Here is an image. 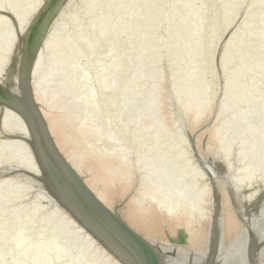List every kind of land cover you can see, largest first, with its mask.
Instances as JSON below:
<instances>
[{"label":"bare ground","instance_id":"obj_1","mask_svg":"<svg viewBox=\"0 0 264 264\" xmlns=\"http://www.w3.org/2000/svg\"><path fill=\"white\" fill-rule=\"evenodd\" d=\"M120 1L98 0L96 5L90 8L82 0H77L75 4L71 6L68 4V6L71 13L75 12L78 18L70 20V16L62 14L47 29L43 27L47 23L43 17L45 14L47 19L50 13H53L56 0H32L31 3L36 7L34 10H30L31 16L25 23L23 32L19 31L17 24L15 36H9L7 39L1 37L0 34V67L3 69L0 71V81L3 84L0 93L5 94V98L0 95V99L2 98L1 100L5 104L4 112L1 113L0 110V138L8 137L10 139L4 149L0 151V156L5 155L6 150L13 152L8 155L5 162H0V172L8 176L2 180V186L11 184L18 187L20 184L21 186L16 188L20 192L15 193L24 195L22 201H47V205L49 204L47 207L58 209L61 215L72 222L97 251L108 258L110 263L136 264L128 249L109 240L105 236L107 233L94 225L77 205L75 201L78 200L70 183L46 155L36 130L33 131L31 138V127L28 124L30 114L27 113V106L24 107L20 100L23 96L20 86L24 82L21 80L23 74L21 71L18 72L17 68L21 60L19 52L22 50L23 53L25 49L27 54H30L35 48L31 54L32 57L35 53L41 54V56L38 55L34 61V66L40 69L34 79L35 86L40 83L38 88L35 87L37 92L34 94V100L38 102L40 112L54 142L69 160V163L78 171L93 194L113 213L117 214L132 231L156 248L160 254V264H230L233 260H239L240 264H248L249 238L246 231L242 232L244 227L242 218L247 212L248 224L251 225L253 214L259 217L261 209L264 208V168L259 172L255 171L256 165L264 160V153L257 151L259 146L264 145V140L259 141L260 137L264 138V132L257 133L256 129L264 130V119L257 120L256 127L245 128V133L238 138L222 139L219 136L221 119L219 114L211 115L212 107L207 97L189 101L186 104H183L179 99L169 101L166 94L168 88L163 87L160 91H154L156 96L146 109L140 107L144 96L149 91V84H154L160 77L171 73L170 64L175 61L176 50H171L167 46L160 54V57H165L168 61L167 67L154 71L152 74L151 72L139 73L138 69L149 66L153 62L151 55L155 48L152 45V48L143 50L133 68L124 76L117 75L109 87V96H116L119 100L113 103L107 102V99L100 95V88L106 73L103 71L90 73L89 70L94 63L102 62L111 53H113V64L118 68L132 60L131 57H126L121 62L115 61L118 51H113L116 43L113 40V32L121 26V22L115 23L110 29L99 27L93 28V33H89V29L83 31L81 37L86 39V42L91 41L92 43L103 39L109 46H99L92 52L87 51V46L86 48L84 46V48L73 49V57L82 59L83 66L81 68L74 67L78 59L70 58L67 55L60 58L56 64L53 63V60L47 62L43 60L48 52L59 48L60 41L71 42L75 38L80 31L81 22H87L89 19V15L85 17V13L94 16L107 4ZM230 1L225 0V3L214 9L205 20L211 21V24H215V26L225 22L222 16ZM263 1L252 0L250 9L246 12L247 19L254 17L259 9L264 8ZM8 2L10 1L3 0L4 4H8ZM59 2L62 6L66 3L65 1ZM159 4H163L160 10ZM166 8L170 12L182 9V14L171 20L172 22H169L166 15L157 17L158 24L167 23L170 27V31H167L162 39L168 42L173 37H181L183 45L181 44L180 48L185 46L186 49L200 45L203 39L202 35L195 34L191 30L192 33L183 37L174 32L176 27L182 24L184 18L194 16L197 8L191 4L175 3L173 0H159L152 9L153 13L157 15L158 12ZM21 11L23 12L24 9ZM137 14L135 17L139 16ZM114 15V12L109 11L102 15L101 21L107 22ZM35 22H38V26H40L36 31H34ZM67 24L71 26L70 31H65ZM196 24L194 23L191 28L194 29ZM257 27L264 29V21L260 20L253 29L256 30ZM138 28L139 23L133 21L128 29L129 33L126 39L128 43L137 35ZM263 34L264 32L261 30L257 34L250 31L253 39H257ZM6 42H9V46L2 50L1 45ZM237 45L238 43H232L222 50V54H228ZM113 47L114 49L111 50ZM53 65L61 67L65 65L64 69L60 71L63 74L56 75L57 78L50 71V67ZM225 68L226 66L222 67V69ZM8 74L11 75L9 79L7 78ZM91 77L97 82L95 85L84 88L79 86L80 80ZM47 80L48 82H46ZM66 81L69 82L66 84L67 86L61 87ZM134 83L137 84L136 88L124 90ZM208 83L209 80L205 85ZM257 83L264 84V73L250 85ZM143 92L145 94L141 96ZM81 99H84L82 103L79 102ZM91 102L100 104L94 109H89ZM7 104H15V109ZM105 108L110 114L106 120H101V112ZM156 115L159 117L160 123L154 125L152 119ZM173 115H176L178 120L173 121ZM7 116L13 117L12 121H4ZM195 116L200 117V120H195ZM14 118L20 122V125L14 121ZM178 122L179 128H176L175 124ZM165 127H169L173 133L176 131L175 136L172 133H165ZM24 129H26L28 137L24 136ZM125 131L130 134L124 135ZM138 131L143 132L144 138L147 136L158 137L156 145H161L163 142H175L177 137H184L188 143L193 144V147L190 146V153L194 162L200 167V158L204 156L223 160L226 164L225 168L221 166L217 168L212 164L221 177L219 181H216L214 176L211 177L216 184L215 189L206 179L207 192L205 193L201 185L193 184L186 187L184 182L176 183L173 187H169V185L155 186L154 183L157 180L166 179V174L174 169H161L158 172L162 166L159 161L154 159L150 162L146 161L150 157V153L140 147H135ZM17 147L22 151L25 150V154L30 160H33L37 171L43 178L46 177L45 180H35L22 170L12 169V167H16L15 164L20 163L19 160L22 157L18 151H12L18 149ZM177 150L178 148H175L172 153L175 155ZM42 153L46 157L45 164L50 163V170L44 165ZM241 153L242 155H240ZM234 161H242V163L232 171H227L231 169ZM44 169L46 170L44 171ZM202 171L206 177L210 175L203 168ZM254 173L258 174L255 178L249 179L250 181L243 184L237 181V175L241 177V175L247 176ZM21 175H23V179H21ZM180 175L183 177L186 174ZM230 177L236 180V184H232V187L235 188L233 194L231 191L233 188L229 186L228 179ZM33 186H37L38 190ZM180 188H188L193 193L203 191L200 200L202 202L198 207L199 212L195 211L193 204L185 202L187 194L175 199L164 198L166 194L170 195V192L178 191ZM208 188L211 190L212 200L217 201L219 209H214L213 204L211 205L213 209L206 206ZM238 192L239 195H237ZM249 197L252 199L249 200ZM162 201H174L176 206H172L174 209H171L168 207V202L163 204ZM246 201H250L248 205L245 204ZM237 211L239 215H237ZM215 214V224H211L212 227L214 226V230L209 236L208 224L213 223L212 218ZM251 248L252 259L255 264H260V259L264 256V246L258 245L254 238L251 241ZM172 252L175 254L174 258Z\"/></svg>","mask_w":264,"mask_h":264},{"label":"rangeland","instance_id":"obj_2","mask_svg":"<svg viewBox=\"0 0 264 264\" xmlns=\"http://www.w3.org/2000/svg\"><path fill=\"white\" fill-rule=\"evenodd\" d=\"M31 1L32 0H10V2H20V3H31ZM59 1L61 2L65 1L67 3V7H66V3L65 5L63 4L62 6V4ZM59 1L56 0V3H55L56 6H54L53 8V13L51 12L50 15L47 17V19H46V15L44 14V17H43L44 21L45 20L47 21V23L45 21L46 24L43 23L45 24L44 26L42 25L44 28L49 29L51 26V23L55 21V19L58 18L62 14L70 16V20L71 19L75 20L76 18H78V15L75 12L71 13L69 6H68V4L70 6L75 4L77 0H59ZM97 1L98 0H82V2L88 5L90 8H93L96 5ZM124 1L125 0H121L119 3H114V2L109 3L106 6L102 7L99 10V12L94 16H91L90 13L88 14L85 13V17H88L89 15V19L87 20V22H84V21L81 22L80 27H79L80 31H78L75 38L71 40V42H68L67 40L60 41L58 44L59 48L57 50L50 51L44 56L43 58L44 62L53 60V63L56 64L60 60V58H62L65 55L72 58L74 55L73 49L84 48V46L85 48L87 46L86 49L88 52H92L96 50L97 47L99 46L100 47L106 46L107 44L104 42L103 39L94 41L92 43L91 41L86 42V39L82 38L81 34H83V31L85 29H89V33H93L94 29H97L99 27L110 29L115 23L121 22V26L117 27V29L113 32V40L116 43H115V49L113 47L111 50L114 49L113 51L115 50L118 51L117 60L115 61L121 62L125 60L126 57H131L132 60L126 63L124 66H121L118 68L115 64H113L114 63L113 53H111L102 62L98 61V63L97 62L94 63L90 67V70H89L90 73L91 72L95 73L99 71H103L106 73L105 77L103 78V83H102L103 85L100 88V95L101 97L106 98L107 102L113 103L119 100L116 96H112V95L109 96V87L113 83L117 75L124 76L133 68L135 62L140 58L141 53L143 52L142 51L140 54L136 55L134 54V50H136L137 45L142 42L141 41L142 39L149 38L151 40L150 44L153 45V47L155 48L154 52L151 55L153 57V62L149 66L138 69L139 73L151 72L152 74L154 71H159L167 67L169 63L166 60V58L160 57L162 50L166 48V46L171 50H176V53L174 56L175 61L170 64L171 73L165 75L164 77L163 76L160 77V79H158L156 83L149 84V91L144 96L140 104V107L146 109V107L149 106V103L153 101V99L156 96L154 91H160L162 90L163 87L168 88L166 89V94H167V98L169 101L179 99L181 100L183 104H186L189 101H196L203 97H207L212 107L211 115L219 114V117L221 119V124L219 126V136L222 139H225L228 137L238 138L239 136H242L245 133V130H244L245 128H251L254 126L256 127L257 120L264 119V84L257 83V84L250 85L251 82L256 80L262 74H260L254 80L249 81L248 83H245V84L242 83V80L245 77H247L248 74L252 73L258 68H264V65H263L264 60L261 59L258 62V59H257L258 55L260 56L261 53L264 54V46H261V41H264V34L258 37L257 39H253L252 36L250 35L251 29L241 30L240 34L237 37H235L233 40L226 43L224 46H221L223 41L226 39L225 37H227L238 25V24H236L235 26L231 25L232 24L231 22L236 17V13L238 11L231 5H234L237 2V0H231L230 2L227 3L226 12L222 16L225 22H222L219 26H215V24L214 25L211 24L212 22L209 20H205V18L214 9L218 8L219 6H221V4L225 3L224 2L225 0H221V2L219 0H173V2L175 3L186 4V5L191 4L193 5V7L197 8V11L195 12L194 16L191 15V16H187L186 18H184L182 24L179 27H176V29L174 30L176 34H179L180 36H183V37H187L190 33L192 32L195 33L194 30L199 27L200 32L198 33V35H202L203 37L202 42L200 45L193 47L191 49H186L185 46H184L185 48L183 46L180 48L181 44L183 45V43L181 42V37H173L168 42L162 39L167 34V31H170L169 24L167 23L158 24L157 23L159 21L157 17H161L160 12L164 11L165 9L158 12V14L155 15L153 13V9H152L153 7H150L148 4L150 0H128L129 5L123 11L121 10L122 8L121 4ZM140 2H143L144 4L140 7H136L138 6V4H140ZM248 2H249L248 5H251L252 0H249ZM59 5L61 6L59 7ZM263 7H264V1H263ZM205 8L208 9V12L206 14H203V11ZM231 8L233 10H231ZM261 9H259L257 13H259ZM109 11L114 12L115 15L111 17L109 21L102 22L101 21L102 15ZM229 11H232V14H229ZM136 13L139 14L138 17H135ZM174 13H177L178 15L172 18V15ZM200 13H202L204 16H202ZM180 14H182V9H179L174 12H170L168 10V14L166 16L170 20L169 22H172L171 20H174ZM128 15H131L129 22L126 21ZM144 19L147 20V23L144 22ZM243 19H244V16H242L240 20L241 23ZM263 19L264 18H262L261 21H263ZM187 20H190V25L188 27L189 29H187L188 35L184 36L181 33H179V29L180 28L184 29L185 27L184 25ZM133 21H137L139 23L138 33L128 43L126 41L128 33H129L128 29L131 26V23ZM194 23H197V24L195 28L192 29L191 26L194 25ZM152 24H154V26H152ZM229 24L231 26L228 27V29H226L225 31V28ZM67 25H68V28L67 29L65 28V31H70L71 26L70 24H67ZM164 27H166V31H164L162 34V30L164 29ZM119 33H125L126 35L124 34L125 37L120 40L117 37ZM246 39H248L249 44L243 47L244 41ZM232 43H238V45L232 48L228 54L226 55L222 54V50L228 47L229 45H231ZM195 49H199L198 53L195 56L191 57L190 53ZM64 50H66V52H64ZM21 51L19 52V54L21 55V60L17 68L18 72L21 71L20 66L22 63V57H23L22 54L24 55V53H22ZM34 51H35V48L32 50V53ZM125 51L127 52V54L123 58H121L122 54ZM32 53L30 52V54L27 55L28 58H30V60L32 58L31 56ZM218 55H219V60H220L219 66L217 63ZM73 58L78 59L75 56ZM81 60L82 59H78L75 62V65H74L75 68H81L83 66V63L81 62ZM241 61H247V63L245 64V68L242 69V71L233 70L232 69L233 65H236L240 63ZM223 66H226V68L222 69ZM125 67H130V70L126 74H123L121 73V71ZM197 69L199 73L201 72L203 73V75L205 74V77L201 78V80H198L194 76ZM219 70L223 74V79H222L223 92L220 91L221 89L218 90L217 88ZM10 76L11 75L8 74L7 78L9 79ZM186 76L188 77L186 78ZM207 80H209V83L205 85ZM86 82H89L88 85ZM182 82H186V83L182 85ZM68 83H69L68 81L65 82V84H68ZM96 83L97 82L94 80V78L91 77V78L80 80L79 86L81 88H84L89 85H95ZM64 85H62L61 87H64ZM131 85H135L133 88L137 87L136 83L131 84ZM171 88L173 89V92H174L173 96H172ZM242 89H246L243 91L247 93L248 97L243 98L241 96H237V97L231 96V93H233L234 91L241 92ZM259 93L262 94L261 100L259 99L260 101L258 102L260 104L259 110L258 111L256 110L257 112L254 113L251 110L254 108L252 106V100L250 99V97H253L254 95H257ZM0 95L5 98V94L0 93ZM1 99H0V103H1L0 110L2 113L4 112L3 110H4L5 104ZM83 101L84 99L79 100L80 103H82ZM99 104L100 103H97V102H91L89 104L90 106L89 109H94ZM7 105H10L13 109H15V104L14 105L7 104ZM226 110H228L227 113H226ZM224 113H226V115ZM109 114L110 113L107 110V108L103 109L101 112L100 119L106 120L109 117ZM103 115H106V116H103ZM156 119L159 120V117L157 115L152 119V124H154V120ZM172 120L173 121L178 120L177 116L173 115ZM178 124L179 122L175 124L176 128H179ZM154 125H157V124H154ZM169 129H170L169 127H165L164 132L167 134L172 133L175 136L176 131H174L175 133L174 134ZM256 129H257V133L264 132V130L262 129H259V128H256ZM128 134L130 133H127V131L124 132V135H128ZM143 136L144 134L142 131H138L136 133L135 147H140L143 150H146L147 152L150 153V157L146 160L147 162H150L151 160L154 159V160L159 161L162 164V167L158 170V172L161 171V169L173 168L176 174L178 175L186 174L187 175L188 172L185 171L184 168H182L178 163L174 161V159H181V156H183L186 160H188L191 163L193 170L197 175V177L192 180L188 179V181H186L185 183V186L190 187V185L198 184L203 187L202 190L204 191V193L207 192L206 190L207 186L205 184L206 176L204 172L202 171V168L194 162L192 155L190 153V146L193 147L192 143L191 144L188 143L184 137L180 136V137H177L178 139H176L175 142L173 141L165 142V143L163 142L161 145L160 144L156 145L158 137L147 136V138H144ZM180 138L184 144L181 143ZM9 140L10 139L8 137L0 138V151L4 149L7 143H9ZM166 145H170V149L168 153L163 152V149ZM175 148H178V150L177 152H175L176 154L174 155V153L172 152L174 151ZM257 151L264 153V145L259 146L257 148ZM180 154H183V155H180ZM241 163L242 161H234L232 163V167L230 171H232L234 168H236ZM262 168H264V160L262 162H259L256 165L255 171L259 172ZM257 174L258 173H254V174L247 175V176H241V180L239 181V183L243 184L247 181H250L249 179H251L252 177L255 178ZM5 177H8V176L0 172V186L3 185V183L1 182L2 180H5ZM176 183L182 184L181 181L176 182ZM19 186L21 185L19 184ZM37 186H33V188L34 189L36 188L38 190ZM212 199H213V196L211 195V190L208 188V200L206 202V206L207 207L214 206V209H219V205L217 204V201H214ZM212 220H213V223L211 222L210 225L208 224L209 236H211L212 231L214 230V226L212 227L211 224L213 225L215 224L216 214L214 215ZM209 240H210V237H209ZM172 253H173L172 256L174 258L175 254L174 252Z\"/></svg>","mask_w":264,"mask_h":264},{"label":"water","instance_id":"obj_3","mask_svg":"<svg viewBox=\"0 0 264 264\" xmlns=\"http://www.w3.org/2000/svg\"><path fill=\"white\" fill-rule=\"evenodd\" d=\"M10 1V0H9ZM159 0H150L149 6L154 7ZM221 2V0H219ZM249 0H245L248 4ZM129 1L125 0L121 4V10H125V8L129 5ZM144 3L140 2L138 6H142ZM219 4V3H218ZM159 10L163 6V4H159ZM135 8V7H134ZM168 8V7H167ZM136 9V8H135ZM249 8L245 9L244 12L246 13ZM207 10V11H206ZM231 10H233L231 8ZM208 9H204L203 14H206ZM168 9L160 12V16L167 15ZM204 16L202 13H200ZM229 14H232V11H229ZM178 14L174 13L172 18L176 17ZM243 15L239 16V20H241ZM264 16V8H262L259 13H256L254 17L247 20V23H239L236 28L227 36V38L223 41L221 46H224L229 41L233 40L237 37L241 30H250L253 28ZM41 17V15H40ZM131 15L127 16L126 21L129 22ZM262 17V18H261ZM236 17L233 19L236 20ZM264 21V20H263ZM144 22L147 23V20L144 19ZM190 25V20L185 22L184 29H179V33L182 35H188V30ZM232 25V24H231ZM230 24L225 28L231 26ZM38 22H35L34 31L38 30ZM242 27V29H241ZM68 28V25L65 26ZM258 28V27H257ZM260 30L263 31V27L261 29H252L250 30L253 34H257ZM166 31V27L162 30L163 32ZM224 31V33H225ZM195 34L200 32L199 27L194 30ZM125 33H119L118 39L124 38ZM126 35V34H125ZM1 37H5L9 39L8 35L1 34ZM223 39V38H222ZM221 39V40H222ZM6 41V40H5ZM142 42L137 45L136 50H134V54L138 55L143 50H147L152 48L150 44L151 40L149 38H145L141 40ZM103 43V42H102ZM107 46L108 43H106ZM249 44L248 39L244 41L243 47ZM9 42L2 43L1 49L8 48ZM261 46H264V41H261ZM199 49L193 50L190 55L191 57L195 56L198 53ZM24 55L22 54V63H21V72L24 82H22L21 89H22V102L23 106H27L26 110L27 113L30 114L28 124L31 127L30 134H32L31 138L33 137V131L36 130L37 134L41 140L43 145V150L45 151L46 155L52 161V164L60 169L63 173L64 177L70 183L76 198L78 201H75L77 205L83 210L84 214H86L92 223L98 226L102 231H105L106 237L109 240L114 241L117 245H121L125 249H128L131 257H133L136 261V264H160V254L156 251V248L149 243L146 239L142 236L138 235L134 231H132L120 217L113 213L107 206H105L94 194L93 192L86 186L84 183L81 175L69 163V160L64 156V154L60 151L59 147L54 142V138L50 133L46 121L40 112L38 102L34 100V94L37 92L35 87H39L40 83H37L35 86V76L38 75L40 69L34 66L35 58L39 55L35 53L33 57L28 58L27 50H23ZM127 52L125 51L121 58H123ZM32 56V55H31ZM41 56V54L39 55ZM30 57V56H29ZM3 58V57H2ZM120 58V60H121ZM1 59V57H0ZM258 62L262 59L264 60V54L261 53L260 56L258 55ZM214 62V61H213ZM212 62V63H213ZM217 63L218 66L220 65L219 55L217 56ZM238 63V62H237ZM247 61H241L240 63L233 65V70H240L245 68V64ZM36 65V64H35ZM264 65V64H263ZM65 65L63 67L58 65H53L50 67V71L53 72L55 78H57L58 74L62 73ZM220 69V68H219ZM130 70V67H125L122 69L121 73L126 74ZM195 72V71H194ZM264 73V68H258L252 73L248 74L242 80V83H248L251 80L257 78L260 74ZM63 74V73H62ZM61 74V75H62ZM208 74V73H207ZM194 76L201 80V78L205 77V74L199 73L198 69L195 72ZM188 76H186L187 78ZM185 78V79H186ZM223 74L219 70V77L217 82V88L221 92H223V84H222ZM63 80V79H62ZM197 80V81H198ZM52 81V80H51ZM188 81V79H187ZM186 81V82H187ZM48 82V80L46 81ZM186 82H182V85ZM87 85L89 82H86ZM91 84V83H90ZM64 85V83L62 84ZM86 85V84H85ZM67 85L65 84L64 87ZM135 85H129L125 88V90L133 88ZM3 84L0 81V89H2ZM172 96L174 94L173 89L171 88ZM242 89L241 92L234 91L231 93L232 97L241 96L243 98L248 97L247 93ZM145 92L141 96H143ZM262 94L259 93L250 97L252 100V106L254 109H251L254 113L259 110V101L261 100ZM215 97V96H214ZM220 98V97H219ZM218 98V99H219ZM217 99V100H218ZM260 99V100H259ZM215 110V109H214ZM257 110V111H256ZM228 110H226V113ZM226 113H224L226 115ZM106 116V115H103ZM13 117H5L4 121H12ZM200 117L195 116V120H200ZM14 121L20 125V122L14 118ZM159 120H154V124H159ZM262 123L260 122V126ZM35 128V129H34ZM163 129V128H162ZM24 136L28 137V133L26 129H24ZM181 134V133H180ZM260 140H264V138L260 137ZM181 141V138H180ZM182 144H184L181 141ZM18 148V147H17ZM170 149V145H166L163 149L164 153H168ZM18 151L19 155L21 154L20 163L15 164L16 167H12V169H19L23 172L28 173V175L32 176L35 180H45L41 176V173L37 171V168L34 166L33 160H30L25 154V150L13 149L12 151ZM42 150V152H43ZM20 151V152H19ZM11 151L6 150L5 155L0 156V162L6 161L8 155H10ZM42 160L44 161V165L46 168L50 170L51 166L47 160V165L45 164L46 157L44 153L41 154ZM183 155V154H180ZM242 155V153L240 154ZM211 158V157H210ZM212 164L225 168L226 164L223 160H219L216 158H211ZM176 163H178L185 171L188 172L187 175L181 177L180 175L176 174L174 171L169 172L166 174V179L157 180L154 184L157 187H165L166 185L175 186L176 182H184L192 180L197 177L196 173L193 170L191 163L186 160L183 156L181 159H174ZM219 161V162H218ZM10 164V163H9ZM23 164L24 167L21 168L20 165ZM162 167V166H161ZM44 168V167H43ZM47 169V170H48ZM46 169H44L45 171ZM49 170L47 172H49ZM228 169L227 171H229ZM226 171V172H227ZM263 172V171H262ZM247 174V173H245ZM242 176V175H241ZM246 178V177H245ZM229 186L233 188L232 184L235 183V179L230 177L229 179ZM241 177L237 175V181H240ZM114 184V183H113ZM236 184V183H235ZM17 188V187H16ZM15 186L11 184H5L4 186H0V264H113L110 263L108 258L104 256L103 253L97 251L93 244L86 239L84 236L81 235L79 229L75 228L74 224L68 220H66L59 210L57 209H50L49 204L47 205V201H22L24 195H20L15 193L17 190ZM232 194L235 192V188L231 189ZM13 193V195H11ZM187 194L186 203H190L194 205L195 211L199 212L200 209L199 203L203 196V191L198 192H190L189 189L180 188L178 191L170 192V195L166 194L164 198L175 199L180 196H184ZM188 200V201H187ZM155 202V201H154ZM168 201H162L161 203H166ZM174 201L168 202V207L174 209L176 205ZM250 201H246L245 204L248 205ZM46 203V204H43ZM167 204V203H166ZM174 206V207H172ZM132 258V259H133ZM133 259V260H134ZM14 260V261H13Z\"/></svg>","mask_w":264,"mask_h":264},{"label":"snow or ice","instance_id":"obj_4","mask_svg":"<svg viewBox=\"0 0 264 264\" xmlns=\"http://www.w3.org/2000/svg\"><path fill=\"white\" fill-rule=\"evenodd\" d=\"M235 9H237V19L232 21V25L235 26L236 24L241 23L239 20V16H244L243 23H247V15L244 12L245 9L250 8L245 0H237L234 5H231ZM36 7L35 4L32 3H20V2H10L8 4H4L3 0H0V34L8 35V36H15L17 34V24L19 25V31L23 32L25 23L28 22L31 16V11L34 10ZM21 9H24L22 12ZM227 38V37H225ZM2 67H0V71H2ZM201 151H203L201 149ZM201 159V167L204 169L205 172L209 173L210 175L205 177L207 182L212 185L213 189H215L216 184L211 179L212 176L215 177L216 181L221 179L219 173H217L216 168L212 166V160L208 156H204ZM21 168L24 167L23 164L20 165ZM21 179H23V175H21ZM18 187H20L18 185ZM239 195V192L237 193ZM252 197H249L251 200ZM235 205V202H233ZM237 215L239 212L237 211ZM243 222V229L242 232L246 231L248 233L249 238V261L248 264H255V261L252 259V248H251V241L255 238L258 245L264 246V208L261 209L260 216L257 217L255 214L252 216V223L251 225L248 224V213L245 212L244 217L242 218ZM230 264H240L239 260H233ZM260 264H264V256L260 259Z\"/></svg>","mask_w":264,"mask_h":264}]
</instances>
